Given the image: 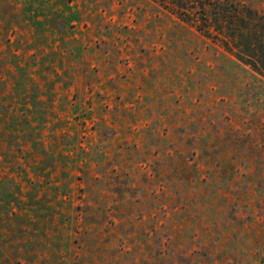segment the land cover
Masks as SVG:
<instances>
[{"label": "rangeland", "instance_id": "1", "mask_svg": "<svg viewBox=\"0 0 264 264\" xmlns=\"http://www.w3.org/2000/svg\"><path fill=\"white\" fill-rule=\"evenodd\" d=\"M0 264H264V78L154 0H0Z\"/></svg>", "mask_w": 264, "mask_h": 264}, {"label": "trees", "instance_id": "2", "mask_svg": "<svg viewBox=\"0 0 264 264\" xmlns=\"http://www.w3.org/2000/svg\"><path fill=\"white\" fill-rule=\"evenodd\" d=\"M264 78V8L235 0H154Z\"/></svg>", "mask_w": 264, "mask_h": 264}]
</instances>
